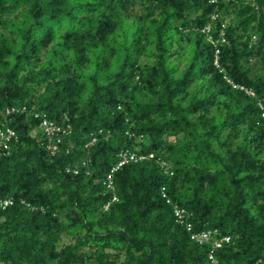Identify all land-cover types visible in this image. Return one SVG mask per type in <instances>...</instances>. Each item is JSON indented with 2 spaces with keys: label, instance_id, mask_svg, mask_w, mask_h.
Returning <instances> with one entry per match:
<instances>
[{
  "label": "trees",
  "instance_id": "obj_1",
  "mask_svg": "<svg viewBox=\"0 0 264 264\" xmlns=\"http://www.w3.org/2000/svg\"><path fill=\"white\" fill-rule=\"evenodd\" d=\"M258 100L264 0H0V123L17 135L0 149V264H209L162 188L193 231L230 236L225 264H264ZM33 111L68 130L55 152ZM127 149L155 158L108 189Z\"/></svg>",
  "mask_w": 264,
  "mask_h": 264
},
{
  "label": "built area",
  "instance_id": "obj_2",
  "mask_svg": "<svg viewBox=\"0 0 264 264\" xmlns=\"http://www.w3.org/2000/svg\"><path fill=\"white\" fill-rule=\"evenodd\" d=\"M215 1V0H213ZM212 18L215 19L217 18V14H213ZM225 27L226 24L223 23L221 26V32H220V38L217 40L212 39L210 36L209 39H211V42L214 43L215 45V56H214V64L219 67V59H220V53H221V46L224 45L227 42V39L225 37ZM211 29L210 25H207L204 29V31H209ZM225 79L227 82L233 86L235 89H241L245 90V92L251 96H255V93L250 90L246 89L243 85L236 84L233 82V80L227 76H225ZM258 107L260 108V115L261 118L264 119V102L261 100H258ZM26 112V108L22 107H7L5 111V116L15 113V112ZM34 118H39L41 119L39 127L43 131L44 136L39 137V140L41 141H48L47 142V147L51 149L53 152L57 150V145L61 142L62 137L61 134H67L68 130L66 127H62L54 120H51L49 116L46 113L42 112H30ZM29 114V112H28ZM13 138H17L16 131L7 126L6 123H0V149H8L9 144L8 141H10ZM96 141V139H93V142ZM1 152V151H0ZM155 156L153 153H150L148 155L146 154H139L135 151H132L130 149L127 150H122L118 154V161L114 166H112L110 172L107 175L106 179V186L108 189H114V183H113V178L114 174L121 169L123 166L132 163V162H140L144 161L147 159H154ZM86 165V163H83ZM160 164L162 168L164 169L165 173H169L167 170V163L165 161L160 160ZM67 171H72L70 168ZM74 173L78 172L77 168H74L73 170ZM172 174V173H171ZM165 188H162L163 191V196L166 197L167 203L172 204L173 206V214L176 220V223L185 227L188 232H190V238L192 241L196 242L198 245H210V250L208 253V259H209V264H225L218 256L217 252L223 248V246L226 243H229L231 238L230 236H220L218 231L216 229H211L207 228L198 232L193 231V224L190 221V215L187 209L180 207L179 205L172 203L171 199L168 198L164 192ZM113 200H116V197H113ZM13 203V200L11 199H5L1 201V205L3 207L11 205ZM105 208H108V205H105ZM5 264V263H1Z\"/></svg>",
  "mask_w": 264,
  "mask_h": 264
},
{
  "label": "rangeland",
  "instance_id": "obj_3",
  "mask_svg": "<svg viewBox=\"0 0 264 264\" xmlns=\"http://www.w3.org/2000/svg\"><path fill=\"white\" fill-rule=\"evenodd\" d=\"M179 68H180V69L183 68V63H180ZM71 241H73V240L70 239V238L67 237V236H64L63 239H62V243H63V244H64V243H69V242H71ZM123 260H124V256H121L120 261H119V264H120Z\"/></svg>",
  "mask_w": 264,
  "mask_h": 264
}]
</instances>
